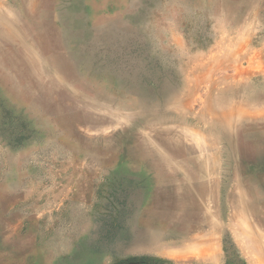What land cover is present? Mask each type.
<instances>
[{"label":"rangeland","instance_id":"1","mask_svg":"<svg viewBox=\"0 0 264 264\" xmlns=\"http://www.w3.org/2000/svg\"><path fill=\"white\" fill-rule=\"evenodd\" d=\"M253 230L264 0H0V264H264Z\"/></svg>","mask_w":264,"mask_h":264},{"label":"bare ground","instance_id":"2","mask_svg":"<svg viewBox=\"0 0 264 264\" xmlns=\"http://www.w3.org/2000/svg\"><path fill=\"white\" fill-rule=\"evenodd\" d=\"M258 231V230H257ZM247 232H249V231H247ZM253 232V234L255 233L256 234V232L253 230L252 231ZM259 232V231H258ZM255 234L254 235H252V234H249L248 236H249V239L252 241V243H251V245H264V235L263 236H261V235H259V236H261L262 237V240H257L256 238H255ZM257 237V236H256ZM261 239V238H260ZM260 247V246H259ZM264 249V248H263Z\"/></svg>","mask_w":264,"mask_h":264},{"label":"trees","instance_id":"3","mask_svg":"<svg viewBox=\"0 0 264 264\" xmlns=\"http://www.w3.org/2000/svg\"><path fill=\"white\" fill-rule=\"evenodd\" d=\"M151 262H152V261H148V259L142 260V264H143V263H145V264H152Z\"/></svg>","mask_w":264,"mask_h":264}]
</instances>
